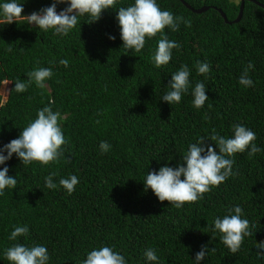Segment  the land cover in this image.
I'll return each instance as SVG.
<instances>
[{
	"label": "trees",
	"instance_id": "16d2710c",
	"mask_svg": "<svg viewBox=\"0 0 264 264\" xmlns=\"http://www.w3.org/2000/svg\"><path fill=\"white\" fill-rule=\"evenodd\" d=\"M183 1L193 10H207L195 13L179 0H157L162 10L190 21L176 32L165 29L181 48L173 49L170 62L159 69L152 59L159 35L146 39L139 53L123 48L118 9L134 0H118L91 24L88 16L80 17L68 36L26 21L0 25V91L5 85L4 95L0 93V149L19 138L45 106L61 113L68 141L59 160L47 167L38 162L25 166L16 154L0 165L17 179L16 189H5L0 196V264H10L4 251L16 243L47 247L49 264H82L88 252L102 246L119 252L127 264H196L202 246L208 254L200 264H264L256 248L264 242V9L244 1L240 20L232 24L240 3ZM254 1L264 6V0ZM16 2L28 16L54 0ZM69 6L57 4V12ZM62 59L69 61L68 67L60 64ZM197 63L209 64L208 78L198 74ZM249 63L254 65L249 71L254 86L245 88L239 77ZM185 64L191 73L189 92L171 105L161 98L170 90L172 74ZM37 68L53 72L46 87L33 83L26 92H15V82L27 83V73ZM201 81L209 99L196 109L191 90ZM236 124L252 130L261 149L252 158L248 151L235 155L236 175L181 209L160 202L151 189L145 191L148 172L186 166L183 156L190 144L208 138L213 129L232 138ZM102 141L111 146L106 154H101ZM52 173H57L56 189L45 186ZM71 175L79 184L68 195L59 180ZM235 206L243 209L252 235L233 254L212 227L216 218L234 214L228 210ZM14 225L27 226L28 236L9 240ZM149 248L155 249L158 261L147 260Z\"/></svg>",
	"mask_w": 264,
	"mask_h": 264
},
{
	"label": "clouds",
	"instance_id": "9594fccd",
	"mask_svg": "<svg viewBox=\"0 0 264 264\" xmlns=\"http://www.w3.org/2000/svg\"><path fill=\"white\" fill-rule=\"evenodd\" d=\"M239 5L240 0H233ZM69 3L70 6L57 12V4ZM118 0H54L50 7L40 10L39 13L22 15L24 9L16 0L0 3V25L20 23L26 21L27 24H34L40 30L47 32L52 30L57 35L68 36L77 27L79 18L88 16L89 24L99 21L102 13L108 9H114ZM117 20L121 30L123 48L141 52L146 44V39L150 40L157 35L158 47L153 56L156 68L166 66L172 59L173 49L179 50L181 45L175 41H170L165 35V29L170 28L173 32L179 31V25L184 23L190 26V21L183 16H174L168 10H162L157 0H134V4L118 9ZM115 39V37H109ZM11 51V48H9ZM60 64L68 67L69 61L60 60ZM199 75L208 78L210 66L208 63H197ZM254 69V65L249 63L239 77V83L245 88L253 87L254 82L249 77V71ZM190 69L182 65L181 68L172 74V79L168 88L170 89L162 96V100L169 104L181 102L182 95L189 92L191 86ZM53 72L49 68H37L29 73L27 83L17 80L14 91L24 93L34 83L39 89L46 87L45 81L50 79ZM5 84H8L5 82ZM205 84L197 82L191 90L193 97L192 104L196 109H200L209 99L206 95ZM61 113L54 112L50 106L38 110L37 118L23 128L19 138L12 140L0 149V165H4L10 160L13 154L27 166L33 162H38L44 167L52 162H57L63 155V148L68 143L60 124ZM99 123V121H97ZM234 135L226 138L220 135L215 129L212 130L208 138L201 137L198 143L190 144L189 150L183 156L186 163L173 168L170 166L161 167L159 172H148L143 180L145 191L151 189L158 197L160 202L168 201L170 205L181 209L185 204H193L202 200L205 194L219 187L229 177L236 175L233 172L235 155L248 151L249 158L254 157L261 151L256 146V134L247 127L236 124L233 126ZM210 140L212 144H207ZM215 145V147L213 146ZM110 145L106 141L100 143L101 154H106L110 150ZM218 147L219 153L216 148ZM250 149V151H249ZM7 152V155L3 153ZM8 167L0 170V196H3L5 189H16L17 179L8 175ZM57 173H52L45 177V186L49 189H56L57 184L53 182V177ZM183 177V179H181ZM79 179L76 175L69 178H61L59 185L62 186L68 195H72ZM229 214L223 218L214 220L212 231L221 234L222 242L229 248L231 253L236 254L244 241L245 237L251 236L250 223L246 218L242 219L243 209L235 206L228 210ZM8 237L11 241H16L19 237H27L29 228L27 226H13ZM257 255L264 256V242L257 243ZM215 251V248L212 249ZM208 254L206 246H202L200 252L196 254V264H200ZM148 261H158L155 249L149 248L144 253ZM5 258L10 264H49V252L47 247L35 245L25 246L21 243L13 244L4 251ZM82 264H127L126 259L112 247L102 246L91 250Z\"/></svg>",
	"mask_w": 264,
	"mask_h": 264
},
{
	"label": "water",
	"instance_id": "95a60500",
	"mask_svg": "<svg viewBox=\"0 0 264 264\" xmlns=\"http://www.w3.org/2000/svg\"><path fill=\"white\" fill-rule=\"evenodd\" d=\"M179 1H180L182 4H184V5L186 6V8L192 10V11L195 12V13H202V12H204V11L207 10V8H205V7L200 8V9H198V10H193V9H191L190 6H188L186 3H184L183 0H179ZM244 1H251V2H253L254 4H256V5H258L259 7H261V8L264 9V6H262L261 4L255 2L254 0H241V1H240L239 12H238L237 18H236L234 21L230 22V23H232V24H233V23H237V22L240 20V18H241V16H242V11H243V6H244ZM219 13L221 14V16H222L224 22L230 24V23L227 21L225 15H224L221 11H219Z\"/></svg>",
	"mask_w": 264,
	"mask_h": 264
},
{
	"label": "rangeland",
	"instance_id": "374dc122",
	"mask_svg": "<svg viewBox=\"0 0 264 264\" xmlns=\"http://www.w3.org/2000/svg\"><path fill=\"white\" fill-rule=\"evenodd\" d=\"M231 1H233V0H231ZM0 93H1L2 95H4V93H5V85H2ZM4 100H5V99H4Z\"/></svg>",
	"mask_w": 264,
	"mask_h": 264
}]
</instances>
